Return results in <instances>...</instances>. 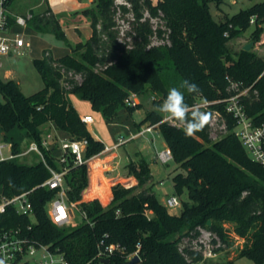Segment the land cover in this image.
Listing matches in <instances>:
<instances>
[{
    "label": "trees",
    "instance_id": "obj_1",
    "mask_svg": "<svg viewBox=\"0 0 264 264\" xmlns=\"http://www.w3.org/2000/svg\"><path fill=\"white\" fill-rule=\"evenodd\" d=\"M122 1L95 0L94 7L81 11L91 28L87 39L68 43L70 51L61 56L44 50L41 57L33 59L44 82L39 90L26 95L14 79L0 78V137L14 139L7 135L20 129L23 138L40 141L41 127L50 124L61 137L86 139L84 158L89 159L105 145L88 130L69 95H79L110 120L122 108L132 113L142 107L141 101L129 104L126 99L158 94L136 128L144 123L156 124L177 164L171 177L175 192L180 195L186 189L188 201L182 200L180 211L174 213L158 200L152 190L150 165L139 150L134 151L136 158L129 157L123 166L126 174L136 178V184H113L107 205L98 198L82 201L89 182L88 163L74 164L70 157L60 163L54 155L56 141L50 149H43V155L52 168H68L67 199L76 203L83 221L75 226L55 225L45 209L56 190L36 187L49 177L48 168L41 161L26 164L11 160L0 161V198L35 187L30 197L33 215H18L9 209L0 214V224L23 228L31 224L30 237L62 252L65 264H94L103 259L108 260L104 264H127L134 252L139 258L134 264H200L204 261L201 250L188 245L180 250L184 239L191 242L198 238L199 227L218 238L214 250L229 248L234 238L241 239L236 256L263 264L264 165L253 161L235 136L236 121L225 112V103L235 93L231 82L240 88L249 87L241 97L245 110L255 124L264 122V58L243 47L232 51L228 45L251 23L255 25L251 40L260 39L264 1L220 20L213 18L209 3L218 6L223 0ZM32 12L28 25L67 41L59 17L48 6L34 7ZM118 12L132 14L133 36L129 42L121 41L118 35ZM145 12L162 13L169 29V45H150L154 31ZM252 17L254 21L250 22ZM76 74H80V81L75 79ZM184 80L197 84L200 92L190 94L180 88ZM173 87L184 92L185 102L191 107L199 101L212 102L209 108L224 115L226 131L213 140L207 123L188 137L184 125L163 120L165 113L158 108ZM96 162L91 165L93 180L99 173ZM85 193L107 200V190L103 192L101 186L94 185L90 193ZM109 244L117 246L111 253L105 250Z\"/></svg>",
    "mask_w": 264,
    "mask_h": 264
},
{
    "label": "built area",
    "instance_id": "obj_2",
    "mask_svg": "<svg viewBox=\"0 0 264 264\" xmlns=\"http://www.w3.org/2000/svg\"><path fill=\"white\" fill-rule=\"evenodd\" d=\"M234 1L235 0H233V2ZM15 2L16 0H0V68L3 67L1 58L23 55L25 50L30 46L29 41L22 33L16 30V27L24 28L28 26V22L33 17L32 9L34 7L29 6L23 11L18 12L14 8ZM118 2L123 1L118 0ZM144 17L150 18L149 13L145 12ZM253 21L254 17L251 18L250 22ZM232 84L234 85L232 86ZM230 88L235 90V93L231 94L226 99L225 112L232 115L236 121L233 129L234 134L240 139L249 157L253 161L264 165V122L255 124L252 118L247 114L245 105L241 100V97L247 93L249 87H245L241 90L236 82H231ZM126 102L135 104L138 101H135L132 96L126 99ZM211 103L212 102L209 101H199L195 103L192 108L195 110L199 109L203 112H209L210 119L208 125L210 137L216 140L226 131V120L219 110L209 108ZM81 119L86 124L93 122V117L90 114L83 115ZM163 120H165V118ZM155 125L156 124H146L140 127L135 133H131L127 139H119L110 147L105 145L103 150L120 147L138 136L145 137L147 133L153 134L156 129ZM23 140V143H20L19 140L0 137V161L17 160L18 158L28 156L32 153L39 156L40 159L38 161L44 163L50 175L36 187H47L56 190V195L46 204V213L49 219L57 226L71 225L70 219L73 214L72 207L75 208L76 203H69L67 199L65 174L68 168L66 166H63L60 170L52 168L48 165L43 155V149H50L51 144L57 141L56 138H54L51 131L46 130L41 132L40 141L28 139L26 137H24ZM15 142L18 144L16 147L14 145ZM57 145L59 144L57 143ZM86 145V139H62L60 147L63 153L58 157V161L64 163L68 157H70L74 164L88 162L90 158H84ZM154 158L162 164H167L172 160V154L170 149L165 146V148L161 150H155ZM34 189L35 187L14 195L2 196L0 198V214L10 209L18 215L32 216L33 206L30 197ZM164 205L171 210L176 206H180L181 201L177 196L172 195L165 199ZM30 229L31 224H27L25 228L19 225L5 227L0 224V260H4L5 264H65L63 253L52 250L48 245L30 237L28 234ZM198 229V238L191 240L198 245V248L192 245H190V247L201 250L203 259L217 257L218 251L214 250V248L219 245L218 238L206 228L199 227ZM213 239L217 240L216 244L213 242ZM183 245L182 243L180 244V250H182ZM116 247L115 244H109L106 246L105 250L107 253H111ZM133 254L135 256L137 252Z\"/></svg>",
    "mask_w": 264,
    "mask_h": 264
},
{
    "label": "rangeland",
    "instance_id": "obj_3",
    "mask_svg": "<svg viewBox=\"0 0 264 264\" xmlns=\"http://www.w3.org/2000/svg\"><path fill=\"white\" fill-rule=\"evenodd\" d=\"M41 1V0H40ZM264 0H223L218 6L215 5V2H210V12L215 20H220L222 18L229 17L232 14H235L241 9H245L256 2H261ZM44 1L42 0L41 3L37 6L38 8L44 7ZM24 6H20V10L23 9ZM147 16V14H146ZM150 16V23L153 25L154 34L150 37V45L155 46H164L169 45L168 40V33L169 29L166 28L165 22L162 17V13L158 12L157 14H149ZM133 21L132 14L126 13L121 14L120 12L115 14V22L117 23L118 27L117 30L119 31L118 35L120 40H125L127 42L130 41L131 37L133 36V32L130 31V25ZM263 32L260 35V39L258 41L251 40L250 33L254 29L255 25L253 23L250 26L240 32V34L232 39L229 42V47L232 51H238L241 47H243L247 43H251V47L249 50L252 52L261 55L264 58V21L262 23ZM17 31L22 33L24 37L29 41L30 46L28 49L25 50L23 55H14L11 57H3L1 61L3 62V67L0 68V78L2 79H14L21 91L28 95L31 94L44 86L43 79L38 72L36 66L33 63L34 58H39L42 56L43 51L47 50L52 53L54 57L61 56L62 54L68 53L70 51V47L68 43L72 45L76 43L77 37L79 33L74 29H69L68 32L66 31L67 41L59 40L52 34L41 33L34 27L28 25L27 27H16ZM86 34V33H84ZM125 38V39H124ZM75 79L80 81L81 76L80 74H76ZM234 84H232L233 86ZM238 88V87H237ZM240 88V87H239ZM244 88H241L243 90ZM240 90V91H241ZM135 101H141L142 107L136 109L132 113L128 112L126 109H120L110 120H105L100 112L93 110L88 103V101L84 100L77 94L69 95L71 102L76 107L78 112L85 113L89 112L90 115L93 117V122L87 123L86 126L88 130L92 133V135L99 140H101L105 145H112L116 143L119 139H127L132 132L136 131V124L140 123L142 119L145 117L146 112L152 108L151 100L153 97L158 98V94H153L148 96L147 98H141L138 96H133ZM1 99V93H0ZM195 110V109H194ZM83 116V115H82ZM81 116V117H82ZM167 114L165 113V120H167L172 125L181 126L182 124L175 121L169 120L166 118ZM146 123L142 124L145 126ZM51 131L54 138L57 139V143L59 144L57 148L54 150V155L59 157L63 150L61 149V140L65 139L61 137L57 131L54 129L53 126L50 124L41 127L40 131ZM23 131L20 129H15L10 132L7 136L18 139L20 143H23ZM153 135L154 141L150 140L151 134L147 133L146 137L138 136L134 140L128 141L124 146H120L117 150H113L109 152L110 158L112 160L116 159L117 156L114 154L118 152L123 154L125 157L126 155H131L129 157H134V151H141L142 154L145 156L148 163H150V167L154 170L153 175V185L152 190L154 191L156 197L159 201L163 204L165 199L169 196H177L180 201H188V194L187 190L184 189L180 195H177L175 189L173 187V183L171 177L176 172L177 164L171 160L167 164H162L160 161L152 159V155H154L155 150H161L165 148L166 144L164 145V140L162 139L161 135L159 134L158 130H154ZM216 139V138H215ZM40 159L39 156L32 153L28 156H24L18 158L17 161L21 163L31 164L35 163ZM102 161L97 159L96 167L100 172V166ZM125 165V164H124ZM123 163L119 165V172L126 173L124 169ZM104 174L107 177H114L113 173L110 170V166H107L104 169ZM117 179H114V182ZM119 180V179H118ZM121 181V180H119ZM124 181V180H123ZM161 181V183H160ZM105 183L107 180H105ZM102 191L106 192L107 187L101 186ZM84 191V190H83ZM110 200L102 201L103 205H107ZM171 212L178 213L180 211V206H176L170 210ZM72 217L70 219L71 226L79 225L83 221L82 214L72 207ZM231 229V227H230ZM231 237L233 233H230ZM234 236V235H233ZM184 245H192L198 248V245L195 242H186L184 239L182 241ZM242 245L241 239L234 238V243L229 248H224L218 251L217 257L215 258H205L204 261L200 264H254V261L247 256H236L237 255V247ZM94 264H104L101 262H97ZM264 264V263H263Z\"/></svg>",
    "mask_w": 264,
    "mask_h": 264
},
{
    "label": "crops",
    "instance_id": "obj_4",
    "mask_svg": "<svg viewBox=\"0 0 264 264\" xmlns=\"http://www.w3.org/2000/svg\"><path fill=\"white\" fill-rule=\"evenodd\" d=\"M41 1L40 0H16V2H15L16 4H15L14 8L16 9V11L21 12L29 6L37 7L41 3ZM43 1H44L45 6H48L51 9V11L59 17V22L62 25V27L64 28L65 34H66V31L68 32L69 29H74L79 33V36L77 37L76 42L84 41L85 39H87L91 35V28L89 25V21L81 13V11L84 9H87V8L94 7L95 0H43ZM21 5L24 6L22 10H20ZM84 33H86V34H84ZM69 44H71V43H69ZM70 101H71V99H70ZM79 114L82 116V115H86V114H90V113L89 112H85V113L79 112ZM140 127H142V125ZM136 131H137V128H136ZM135 132H132V133H135ZM145 137H146V135H145ZM154 137H155V135L151 134L150 140L152 142L154 141ZM112 145H114V144H112ZM112 145H107V146L110 147ZM124 145H122V146H124ZM164 145H165V143H164ZM117 148H110L109 150H102L98 155L90 158L89 161L87 162L88 163L89 182H88V186L82 192V201H89L93 198H98L100 200V202H102V200L100 199V197L98 195H96V194H89L88 195V193L87 194L85 193V192L90 193V189H92L94 185H96L97 187L106 186L107 187V200H110L112 197L111 186L113 184L119 182L125 186H131V185H134L137 183V180L134 176L128 175L124 172H119V165L121 163H123V165L128 163L129 156H131V155H129V156L126 155L124 157L123 154L115 152L114 154L117 156V158L114 160H112V158H110L111 155L108 153L113 151V150H117ZM153 158H154V155H152V159ZM95 159L101 160L102 163L100 166V169H101L100 172L96 175V179L93 180L92 179V173H91V165H92V161ZM107 166H110V170L113 173L114 177L105 176L104 169ZM150 169H151L152 175H154L153 168L150 167ZM114 179H117V180L112 182ZM118 179L121 181H119ZM105 180H107V182H109V183H105Z\"/></svg>",
    "mask_w": 264,
    "mask_h": 264
},
{
    "label": "clouds",
    "instance_id": "obj_5",
    "mask_svg": "<svg viewBox=\"0 0 264 264\" xmlns=\"http://www.w3.org/2000/svg\"><path fill=\"white\" fill-rule=\"evenodd\" d=\"M180 88L186 89L190 94L200 92L198 85L188 80L182 81ZM158 110L166 113L167 119L175 120L184 125L183 131L188 137L202 130L210 119L209 114L206 112L200 111L199 109L193 110L185 102L184 92L175 87L168 91L166 98L159 105ZM0 264H5L4 260H0Z\"/></svg>",
    "mask_w": 264,
    "mask_h": 264
},
{
    "label": "water",
    "instance_id": "obj_6",
    "mask_svg": "<svg viewBox=\"0 0 264 264\" xmlns=\"http://www.w3.org/2000/svg\"><path fill=\"white\" fill-rule=\"evenodd\" d=\"M250 47H251V43H247V44H245V45L243 46V49H245V50H249ZM84 190H85V189H84ZM210 223H211V220L208 219V220H207V225H210ZM138 259H139L138 256L135 255V256H133V257L127 262V264H134V263H136V262L138 261ZM101 262H103V263H108V260H107V259H103V260H101Z\"/></svg>",
    "mask_w": 264,
    "mask_h": 264
}]
</instances>
